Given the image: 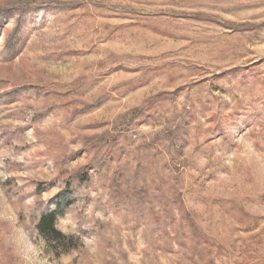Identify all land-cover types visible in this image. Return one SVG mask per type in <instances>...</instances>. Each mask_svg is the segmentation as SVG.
I'll return each mask as SVG.
<instances>
[{
  "label": "rangeland",
  "instance_id": "obj_1",
  "mask_svg": "<svg viewBox=\"0 0 264 264\" xmlns=\"http://www.w3.org/2000/svg\"><path fill=\"white\" fill-rule=\"evenodd\" d=\"M0 264H264V0H0Z\"/></svg>",
  "mask_w": 264,
  "mask_h": 264
},
{
  "label": "trees",
  "instance_id": "obj_2",
  "mask_svg": "<svg viewBox=\"0 0 264 264\" xmlns=\"http://www.w3.org/2000/svg\"><path fill=\"white\" fill-rule=\"evenodd\" d=\"M79 180L80 182L83 181L81 178ZM58 214H61V203L55 204L54 211L45 210L40 214L36 230L40 237L54 246L56 251H62V254H66L68 253L69 246L77 248L78 238L65 236L55 229L54 224Z\"/></svg>",
  "mask_w": 264,
  "mask_h": 264
}]
</instances>
